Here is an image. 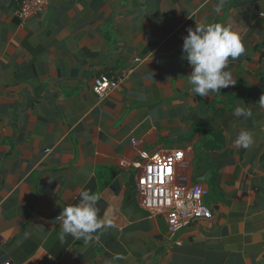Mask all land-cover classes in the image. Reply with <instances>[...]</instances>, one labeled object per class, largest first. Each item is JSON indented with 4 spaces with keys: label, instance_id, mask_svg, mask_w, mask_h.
Instances as JSON below:
<instances>
[{
    "label": "crops",
    "instance_id": "0c3cea01",
    "mask_svg": "<svg viewBox=\"0 0 264 264\" xmlns=\"http://www.w3.org/2000/svg\"><path fill=\"white\" fill-rule=\"evenodd\" d=\"M218 3L49 0L23 21L0 0V264H264V0ZM212 22L246 52L234 85L199 97L182 46ZM104 74L120 84L101 99ZM241 129L251 148L235 144ZM179 150L175 183L208 190L180 225L147 204L135 166ZM85 189L113 227L61 239L57 217Z\"/></svg>",
    "mask_w": 264,
    "mask_h": 264
},
{
    "label": "clouds",
    "instance_id": "9594fccd",
    "mask_svg": "<svg viewBox=\"0 0 264 264\" xmlns=\"http://www.w3.org/2000/svg\"><path fill=\"white\" fill-rule=\"evenodd\" d=\"M224 0H219L214 11L221 12ZM184 37L183 53L192 71L188 82L192 91L199 97H208L221 92L236 83L229 68L231 62L238 60L246 52L241 35L230 25L212 22L198 24L193 29L189 27ZM259 106L264 108V95L259 100ZM234 113L237 117L251 116L252 112L244 107H236ZM235 144L248 149L255 142L251 130L241 129L235 137ZM99 196L91 190L81 191L78 203H69L63 206L57 220L60 222L61 239L66 236L84 239L85 243L99 236L94 234L103 228L113 227L110 219L99 215L97 206Z\"/></svg>",
    "mask_w": 264,
    "mask_h": 264
},
{
    "label": "built area",
    "instance_id": "2783aa9c",
    "mask_svg": "<svg viewBox=\"0 0 264 264\" xmlns=\"http://www.w3.org/2000/svg\"><path fill=\"white\" fill-rule=\"evenodd\" d=\"M17 1L19 4L17 13L23 21L40 12L49 2V0ZM119 84L120 79L104 74L95 79L93 88L102 99ZM183 156L180 150L172 153L143 151L140 153V161L135 163V166L142 170L138 186L146 194L147 204L155 209L156 213L170 212L171 219L178 221L179 225L196 216L197 208L203 205V198L208 193L207 189L199 186L186 189L175 183V170ZM204 215L211 217V212L206 210Z\"/></svg>",
    "mask_w": 264,
    "mask_h": 264
}]
</instances>
